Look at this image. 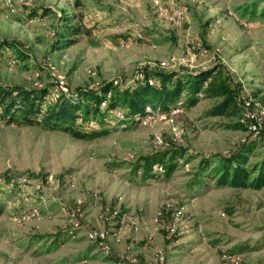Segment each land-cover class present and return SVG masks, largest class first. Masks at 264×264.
<instances>
[{
  "label": "rangeland",
  "instance_id": "1",
  "mask_svg": "<svg viewBox=\"0 0 264 264\" xmlns=\"http://www.w3.org/2000/svg\"><path fill=\"white\" fill-rule=\"evenodd\" d=\"M27 1L9 13L0 0V82L51 85L53 67L65 77L61 95L86 102L97 91L104 120L91 118L85 128L99 133L86 138L0 120V264H264V186L193 185L208 171L201 159L248 138L237 113L211 115L217 99L201 97L133 122L106 110L113 89L102 90L134 86L146 71L221 63L240 100L264 106V0ZM163 4L183 8L184 22L161 16ZM245 143L247 165L260 161L264 139ZM167 148L181 153L169 176L160 164L152 177L132 171ZM122 217L118 237L103 242L108 255L85 237L118 228ZM235 246L245 249L225 258Z\"/></svg>",
  "mask_w": 264,
  "mask_h": 264
},
{
  "label": "trees",
  "instance_id": "2",
  "mask_svg": "<svg viewBox=\"0 0 264 264\" xmlns=\"http://www.w3.org/2000/svg\"><path fill=\"white\" fill-rule=\"evenodd\" d=\"M262 14H264V11H262ZM69 30L71 33H78L77 27H70ZM83 30L87 31L81 29V31ZM63 44L70 45L72 40L67 36ZM150 77L156 80L153 85H149L146 81ZM227 79L222 64L216 63L196 71L177 69L166 72L158 71L155 75L146 71L134 86L121 90L119 87H112L109 82L104 84L102 90L104 91L106 88L113 89L106 110H112L113 108L123 110L126 115L134 119L133 122L137 121L136 119L142 115L152 114L156 110L157 113H162L178 100H181L180 97H183V107L186 103L188 106L194 105L201 97H210L217 99V102L209 109V114L235 112L237 113L235 127L248 130L247 127L238 122V119L245 120L241 114L240 98L236 89L229 86ZM50 90V84L42 87H29L20 83L0 82V120L6 124L40 126L42 129L50 131L59 130L67 132L75 138L91 137L96 134L94 133L96 131L99 133L98 128H85H90L88 122L91 118H94V121L99 119V123L104 120V117L100 116L101 114L99 115V109L97 108V103L100 104L101 101H99L97 91L85 93L86 102L83 100L74 102L69 97L61 95L62 93L55 99L45 101ZM80 91L75 90V92ZM247 132L248 138L239 142L238 146L228 154L214 153L209 159H201L199 163L200 171H204L206 168H208V171L202 175L203 180L200 179L193 185H205L206 178H212L216 186L229 184L235 187L252 189L263 187L264 156L260 161L249 165H247L246 155L243 157L244 153L246 154L251 150V147H243L246 144L245 142L257 137L252 132ZM180 154V149L156 150L140 158L133 165L132 171L135 173L141 171L140 174L143 178L152 177L159 174L154 166L160 164L161 170H163L161 174L164 173L169 176L175 169ZM1 211L0 209V213ZM244 249L235 246L232 250L225 252L229 255H238Z\"/></svg>",
  "mask_w": 264,
  "mask_h": 264
},
{
  "label": "bare ground",
  "instance_id": "3",
  "mask_svg": "<svg viewBox=\"0 0 264 264\" xmlns=\"http://www.w3.org/2000/svg\"><path fill=\"white\" fill-rule=\"evenodd\" d=\"M2 2H3V5L5 6L6 11H8L9 13L15 12L18 5H26L28 3L27 0H2ZM158 12L161 16L167 18L168 20H170L176 25H181L185 20L184 9L181 7H178L177 5H166V4L159 5ZM16 63L17 61L15 57H10L7 60V65L10 68H13L16 65ZM161 64H164V63L162 62ZM49 75L51 79L50 80L51 90L49 93H51L52 95L51 99L49 100H52V99H55L60 93H63L66 90V82H65V77L63 75L57 74L54 71L53 67L49 68ZM52 75H54V77ZM146 81L149 84L153 83L152 78H148ZM181 104H182V101L178 100L174 105L170 106L169 109L170 110L175 109L179 107V105ZM240 105H241V114H242V117L245 118L244 121L246 122V127L248 131L252 132L254 136L262 137L264 139V106L257 105L256 107H254V104L252 105L249 101H244V100H240ZM121 114L122 113H120L119 115L121 116ZM149 115L152 116L151 114ZM255 120L258 125H262V126L255 127ZM159 170L161 171V166H159ZM174 216L175 217L181 216V209L175 210ZM128 223L130 225L136 224L135 220L133 219H129ZM124 224H125V219L121 218L119 221L118 228H112L110 229L109 232H105V233L99 230H95V233L97 234L94 233V230L90 229V230L84 231V235L89 241L98 243L99 244L98 248L101 250V252L104 255H108L109 249L105 244H103V242L106 240L108 236L112 238H117L119 234L118 231L121 227H123ZM223 256L225 258H228L230 255L227 253H224ZM131 264H137V263H131ZM234 264H238V262L234 261Z\"/></svg>",
  "mask_w": 264,
  "mask_h": 264
},
{
  "label": "built area",
  "instance_id": "4",
  "mask_svg": "<svg viewBox=\"0 0 264 264\" xmlns=\"http://www.w3.org/2000/svg\"><path fill=\"white\" fill-rule=\"evenodd\" d=\"M53 77H54V75H52ZM257 126H262V125H258L257 123H256V120H255V127H257ZM122 219H124L123 217H122ZM125 224H126V222H125ZM92 230H94V229H92ZM94 233H95V230H94ZM95 234H97V233H95Z\"/></svg>",
  "mask_w": 264,
  "mask_h": 264
}]
</instances>
